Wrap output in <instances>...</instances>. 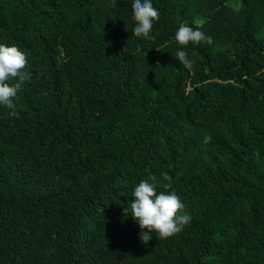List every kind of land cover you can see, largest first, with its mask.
<instances>
[{"label": "trees", "instance_id": "1", "mask_svg": "<svg viewBox=\"0 0 264 264\" xmlns=\"http://www.w3.org/2000/svg\"><path fill=\"white\" fill-rule=\"evenodd\" d=\"M151 2L154 41L134 0H0L30 74L0 105V264H264V0ZM182 24L212 44L180 47ZM152 175L191 220L145 246Z\"/></svg>", "mask_w": 264, "mask_h": 264}, {"label": "clouds", "instance_id": "2", "mask_svg": "<svg viewBox=\"0 0 264 264\" xmlns=\"http://www.w3.org/2000/svg\"><path fill=\"white\" fill-rule=\"evenodd\" d=\"M113 6L114 0H113ZM159 11L153 7L151 0H134L132 5V19L135 21L133 34L138 38L155 40L150 35L153 23L158 21ZM182 24L175 33V41L180 47H186L190 42L199 45L201 42L212 44V38L202 31ZM177 60L186 69L193 67V61L188 58V53L182 50L176 52ZM27 65L26 55L15 46L0 44V105L11 110L10 115L16 116L18 92L22 85L30 79V74L24 71ZM164 180H171L167 173L163 174ZM167 187V186H166ZM133 200L130 202V216L138 223L141 229L140 241L147 246L153 234L159 240H166L178 233L189 224L191 217L179 214L185 205L175 192L157 191V177L152 175L141 180L132 192ZM124 215L129 216L128 210ZM146 230V231H145Z\"/></svg>", "mask_w": 264, "mask_h": 264}]
</instances>
